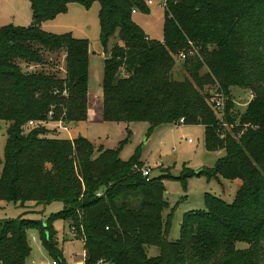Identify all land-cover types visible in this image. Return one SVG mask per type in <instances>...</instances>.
<instances>
[{"label":"trees","instance_id":"1","mask_svg":"<svg viewBox=\"0 0 264 264\" xmlns=\"http://www.w3.org/2000/svg\"><path fill=\"white\" fill-rule=\"evenodd\" d=\"M31 2L30 26L10 24L0 32V120L9 123L0 200L65 207L45 220H0V264H27L32 231L67 264L56 243L58 220L71 221L83 239L86 264H264V0H165L162 41L133 20L134 10L147 9L143 0ZM73 2L101 5L102 119L148 122L151 130L182 118L183 124L203 125L207 150L224 155L201 174L242 180L232 203L206 193L205 209L185 213L176 240L168 238L173 209L164 216L170 208L166 177L135 170L139 152L122 160L128 139L116 149L100 147L93 160L96 149L87 138L49 136V122L88 119L89 42L43 29ZM117 34L123 44L110 46ZM182 52L189 77L178 80L173 73ZM236 87L253 95L245 109L233 96ZM30 121L36 125L24 133ZM183 174L178 180L186 184L195 173ZM152 246L159 248L157 256L148 254Z\"/></svg>","mask_w":264,"mask_h":264},{"label":"rangeland","instance_id":"2","mask_svg":"<svg viewBox=\"0 0 264 264\" xmlns=\"http://www.w3.org/2000/svg\"><path fill=\"white\" fill-rule=\"evenodd\" d=\"M143 2L147 9H137L133 14V20L149 38L162 41L164 39L165 0H143ZM100 8L99 2H95L90 7L73 2L69 4L66 12L43 22V29L48 33H69L77 39L88 40L90 45L88 119L79 125L68 124L67 129L59 127L58 122H49L46 124L52 133L49 136L68 139L78 136L87 138L96 149L93 160L100 155L101 151L98 150L100 147L116 149L120 142L128 139L121 149L120 158L127 161L139 152L141 165H135V170L142 172L143 168L150 167L151 176L165 175L166 177L162 182L166 187L165 195L170 208L165 211L164 216H167L173 209L172 227L168 238L176 240L180 237V227L185 213L205 209L204 196L206 193L232 203L236 192L242 185V180L209 178L207 172L196 174L199 169H215L219 158L224 155V151L207 150L203 125L162 124L151 130L148 122H134L128 126L123 122H108L102 119V81L106 52L101 42ZM33 21L31 0H0V32L4 26L13 24L18 27H28ZM116 43L123 44L118 34L111 39L110 46ZM53 58L56 59V56L53 55ZM60 60L61 68H64V56ZM31 67L41 69L35 64ZM173 74L178 80L189 77L183 60L178 57H176ZM232 93L238 107L245 109V103L249 100L251 91L236 87ZM8 126L7 121L0 120V158L2 160ZM79 163L77 154H74V170L79 174V180L83 182ZM191 170L195 174L188 178L186 184L178 180L184 172ZM64 207L63 202L39 205L35 202H27L22 205L20 202L0 200V220L17 218L45 220L52 214L61 212ZM70 226L71 221L69 220L55 222L57 247L63 250V257L67 264L83 262L85 244ZM33 236L36 240L32 239ZM30 243L32 251L27 264L48 263L54 259L43 246L37 231L30 233ZM240 246L245 247L244 244ZM147 250L150 256L159 254L157 247H148Z\"/></svg>","mask_w":264,"mask_h":264},{"label":"built area","instance_id":"3","mask_svg":"<svg viewBox=\"0 0 264 264\" xmlns=\"http://www.w3.org/2000/svg\"><path fill=\"white\" fill-rule=\"evenodd\" d=\"M149 4H151V1H149ZM133 12L135 13L136 10H134ZM187 57H188V56H187V53H183V52L180 53V55L178 56V58H179L180 60H183V61L186 60ZM252 97H253V95L250 93V98H252ZM223 105H224V103H223L222 101L217 100V107H218V108L222 109V108H223ZM222 120H223V119H222ZM179 123H180V124H183V123H184V118L180 119ZM58 124H59V127H62V128H64V129H67V127H68V125L65 124V123H63L62 121H59ZM35 125H36L35 122L30 121V122L24 127V133H27V132L29 131V129H30L31 127L35 126ZM226 125H227V124H226ZM142 173H143L144 176H146V177H150V176H151V168H150V167H145V168H143V169H142ZM99 195H101V193H99ZM32 239H33V240H36V237L33 236ZM41 264H60V263H59V261H58L57 259H53L51 262H48V263H42V262H41ZM69 264H86V253H85V258H84V261H83V262H82V261H81V262H78V263H74V262H72V263H69ZM98 264H106V262L103 261V260H99V261H98Z\"/></svg>","mask_w":264,"mask_h":264},{"label":"water","instance_id":"4","mask_svg":"<svg viewBox=\"0 0 264 264\" xmlns=\"http://www.w3.org/2000/svg\"><path fill=\"white\" fill-rule=\"evenodd\" d=\"M202 171L203 169H199L196 174H201Z\"/></svg>","mask_w":264,"mask_h":264},{"label":"crops","instance_id":"5","mask_svg":"<svg viewBox=\"0 0 264 264\" xmlns=\"http://www.w3.org/2000/svg\"><path fill=\"white\" fill-rule=\"evenodd\" d=\"M102 99H103V96H102ZM101 117H102V113H101ZM77 125H79V124H77ZM72 139V138H71Z\"/></svg>","mask_w":264,"mask_h":264}]
</instances>
